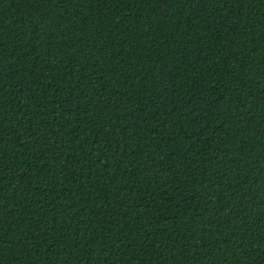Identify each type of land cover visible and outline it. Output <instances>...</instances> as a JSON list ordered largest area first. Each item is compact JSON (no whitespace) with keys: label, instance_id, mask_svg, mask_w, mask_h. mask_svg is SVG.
Here are the masks:
<instances>
[{"label":"trees","instance_id":"1","mask_svg":"<svg viewBox=\"0 0 264 264\" xmlns=\"http://www.w3.org/2000/svg\"><path fill=\"white\" fill-rule=\"evenodd\" d=\"M0 264H264V0H0Z\"/></svg>","mask_w":264,"mask_h":264}]
</instances>
